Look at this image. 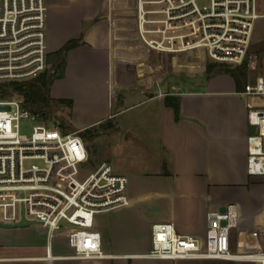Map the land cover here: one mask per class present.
<instances>
[{
    "label": "crops",
    "instance_id": "1",
    "mask_svg": "<svg viewBox=\"0 0 264 264\" xmlns=\"http://www.w3.org/2000/svg\"><path fill=\"white\" fill-rule=\"evenodd\" d=\"M47 4L51 66L58 68L64 57L49 96L54 103L62 100V117L72 130L103 127L100 145L114 157L130 144L148 146L147 138L151 157L144 167L121 173L129 178L130 204L97 216L104 250L113 256L90 261L70 257L73 250L59 236L52 245L55 258L47 261L45 228L0 226V264H258L144 254L151 250L155 222H173L180 234L204 237L208 212L227 204L239 209L232 250L250 253L259 240L264 242V177L247 171L249 103L264 99L242 95L244 88L228 72L201 74V79L197 73L174 75L170 54L182 52L158 50L143 39L139 0ZM257 7L251 49L260 55L264 75V0H257ZM154 54H163L162 59ZM142 105L143 112L135 111ZM11 220L0 211V222Z\"/></svg>",
    "mask_w": 264,
    "mask_h": 264
},
{
    "label": "built area",
    "instance_id": "2",
    "mask_svg": "<svg viewBox=\"0 0 264 264\" xmlns=\"http://www.w3.org/2000/svg\"><path fill=\"white\" fill-rule=\"evenodd\" d=\"M139 0V25L149 46L166 52L204 48L210 58L231 67L247 65L254 73L241 94L264 99L260 55L251 49L257 0ZM47 0H0V202L19 206L15 223L24 217L48 232L45 259L55 258L52 245L60 236L73 250L70 257L101 260L104 250L97 225L101 213L128 206L129 178L102 161L91 166V150L82 131L49 125L44 112L26 105L12 83L32 80L48 65ZM11 94V95H10ZM247 171L264 177V103H249ZM0 203V204H1ZM211 210L204 237L180 234L173 222H155L151 250L158 259H247L264 264V242L255 251L236 253L231 233L239 209ZM24 210V213H23ZM225 221V223H223ZM48 264H52L51 262Z\"/></svg>",
    "mask_w": 264,
    "mask_h": 264
},
{
    "label": "rangeland",
    "instance_id": "3",
    "mask_svg": "<svg viewBox=\"0 0 264 264\" xmlns=\"http://www.w3.org/2000/svg\"><path fill=\"white\" fill-rule=\"evenodd\" d=\"M202 2L203 4H207L208 0L202 1ZM162 55L154 54V57L156 56V59L158 60L159 59L158 57H161L162 59ZM170 56L173 59L171 60L173 64L172 73L174 75H180L182 72V73H185V77L188 74L195 75V73H197V77L201 79L202 77L201 74L208 77L212 75L214 72L215 73L225 72L223 70H220L221 69L220 67H224V65H227L225 63L214 61L212 58H210V56L208 55L207 51L204 48L194 49V50H191L188 52H182V53H172L170 54ZM52 59L54 58L48 57V65L45 71L42 73V75H40L39 77H36V79L34 78L33 80H29L27 82H30V83L36 82L41 78V76L45 74L51 75L55 70L59 69L61 66L60 67L58 66V68L51 66L50 63H52L53 61ZM176 64L179 66H177ZM210 66H213L217 70L210 74L209 72ZM158 73L162 74V70L158 69L157 74ZM251 74L252 73L249 71L248 76L250 77ZM157 82L158 81H156V85H158ZM21 96L23 97V95ZM39 108H42V112H44V118L47 120L49 125H55V126L58 125L60 128L64 130H68V131H71L72 129H74L69 124H67L66 120L62 117L61 109L58 107V103H54V105H52L50 108L44 107L42 104H40ZM144 108H145L144 105H142V106H139L137 109H135V111L143 112L145 110ZM141 115L143 114L141 113ZM102 131L105 132V129L103 127H96V128H91V129L82 131V135L84 136L91 150V166H96L98 163L106 160V161H110L115 172L123 173L127 169H138V168L144 167L146 164L147 157L148 156L151 157V151L148 146H151L152 142L151 141L148 142L147 138H144L143 141L148 146H145L143 144L141 145L130 144L129 146L123 147L120 150V153H121L120 156H115V157L112 156L108 148L104 147V145L103 146L100 145V134ZM96 147H97V150H95ZM18 209H19V206L11 202H5V203L0 204L1 213H3L4 215H6V217H9V218L10 217L16 218L17 216L16 212L18 211ZM38 236L40 238L46 237L44 234H39ZM44 247L45 246H39V249H43ZM19 248H20L19 253L23 254V246L18 247V249ZM15 264H23V263H15Z\"/></svg>",
    "mask_w": 264,
    "mask_h": 264
},
{
    "label": "trees",
    "instance_id": "4",
    "mask_svg": "<svg viewBox=\"0 0 264 264\" xmlns=\"http://www.w3.org/2000/svg\"><path fill=\"white\" fill-rule=\"evenodd\" d=\"M70 45L72 44H69V46H66L65 50L72 47ZM62 64H64V57L60 63L61 67H62ZM60 68L54 71L51 75L45 74L41 76V78L36 82L30 83L26 81V82H21V83H12L13 84L12 91L17 92L20 95H23L26 99V105L28 107L37 108V109L42 110V108H39V105L42 104L44 107L50 108L54 104V100H52V98H50L49 96L50 86H51L53 77L56 75V72L60 70ZM220 68H221L220 70L231 73L235 77L239 88L245 87V84L247 83V80L249 78L248 76L249 70H248L247 65H241L237 67H230L228 65H224V67H220ZM216 70L217 69H215L213 66L209 67L210 74ZM4 87L5 86H0V93H3L4 95L12 93L11 89H9L8 86H6L5 88ZM55 102L60 104L62 103V100H57Z\"/></svg>",
    "mask_w": 264,
    "mask_h": 264
},
{
    "label": "water",
    "instance_id": "5",
    "mask_svg": "<svg viewBox=\"0 0 264 264\" xmlns=\"http://www.w3.org/2000/svg\"><path fill=\"white\" fill-rule=\"evenodd\" d=\"M255 131H256V126L251 124L249 127V133L253 134ZM226 209H227L226 205H223L221 206L220 211L225 212ZM23 213H24V210H23ZM223 223H225V221ZM31 225H37V222L26 219L24 215L22 217V220H20L19 222H15V223L0 222V226L7 227V228L26 227V226H31Z\"/></svg>",
    "mask_w": 264,
    "mask_h": 264
}]
</instances>
